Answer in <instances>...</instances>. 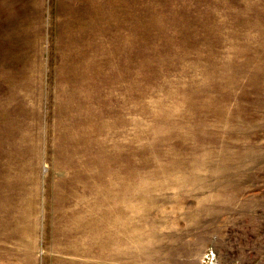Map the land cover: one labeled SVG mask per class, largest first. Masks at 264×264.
<instances>
[{"label":"rangeland","instance_id":"374dc122","mask_svg":"<svg viewBox=\"0 0 264 264\" xmlns=\"http://www.w3.org/2000/svg\"><path fill=\"white\" fill-rule=\"evenodd\" d=\"M0 264H264V0H0Z\"/></svg>","mask_w":264,"mask_h":264},{"label":"bare ground","instance_id":"6f19581e","mask_svg":"<svg viewBox=\"0 0 264 264\" xmlns=\"http://www.w3.org/2000/svg\"><path fill=\"white\" fill-rule=\"evenodd\" d=\"M105 135H108V127L102 130ZM95 132L89 134V137L72 138V151L74 155V162L55 166L63 169L66 166L71 169L73 174L74 187L83 190H89L94 194L100 189L108 194L110 191L111 167H110V150L108 143H96L94 138ZM69 140V139H68ZM68 140L66 141L68 144ZM60 146L63 153L66 148ZM71 142V141H69ZM67 151V150H66ZM68 153V151H67ZM46 168V167H45ZM56 171V170H55ZM57 172V171H56Z\"/></svg>","mask_w":264,"mask_h":264}]
</instances>
